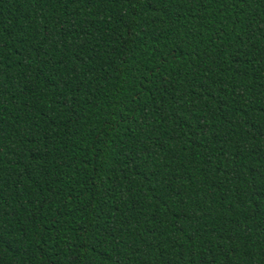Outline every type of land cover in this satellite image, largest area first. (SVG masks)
Instances as JSON below:
<instances>
[{"label": "trees", "instance_id": "obj_1", "mask_svg": "<svg viewBox=\"0 0 264 264\" xmlns=\"http://www.w3.org/2000/svg\"><path fill=\"white\" fill-rule=\"evenodd\" d=\"M0 264H264V0H0Z\"/></svg>", "mask_w": 264, "mask_h": 264}]
</instances>
